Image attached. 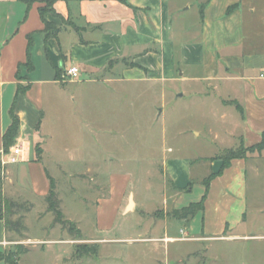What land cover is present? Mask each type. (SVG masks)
<instances>
[{"label": "crops", "instance_id": "crops-1", "mask_svg": "<svg viewBox=\"0 0 264 264\" xmlns=\"http://www.w3.org/2000/svg\"><path fill=\"white\" fill-rule=\"evenodd\" d=\"M42 5L0 0V155L13 107L20 119L15 143L22 140L27 149L19 164L2 166L0 160V207L6 201L26 203L27 218L34 209H48L54 176L46 163L61 170L65 156L62 144L41 143L38 132L48 140L62 136L63 119L75 113L86 124L85 137L96 142L112 137L114 128L99 126L104 120L100 103L105 106L138 89L161 90L164 97L169 83L182 82L191 85V105L218 107L213 117L224 124L223 135L215 132V142L205 144H219L221 151L199 157L171 154L164 159V171L180 191L178 203L197 184L204 193L208 182L202 238H217L243 225L250 179L258 188L264 180V149L232 159L224 168L218 156L239 144L255 146L264 134V12L253 5L244 8L243 0H56L57 15L46 13L43 19ZM193 8L198 20L191 27L184 17ZM70 66L79 67L78 79L64 75ZM87 93L92 94L89 109L82 98ZM193 132L197 144L202 133ZM82 147L80 157L70 161L98 165L92 153L82 156ZM108 189L99 202L100 227L111 226L116 210L126 213L131 194L132 209L138 206L129 179L112 175ZM10 232L0 220V248L14 243Z\"/></svg>", "mask_w": 264, "mask_h": 264}, {"label": "rangeland", "instance_id": "rangeland-1", "mask_svg": "<svg viewBox=\"0 0 264 264\" xmlns=\"http://www.w3.org/2000/svg\"><path fill=\"white\" fill-rule=\"evenodd\" d=\"M243 5L247 9L253 5L264 12V0H243ZM197 13L195 8L186 13L189 26L196 25ZM190 88L189 83H169L164 97L161 90L138 89L124 99L116 96L105 106L100 103L104 120L99 126L114 128L115 133L97 142L85 137L86 124L78 122L80 115L75 113L63 119L59 130L62 136L48 140L42 130L38 132L41 143L48 141L55 148L62 144L65 160L61 170L50 161L46 163L61 203L57 197L53 209L47 203V210L34 209L28 218L24 214L29 205L14 207L9 218L20 222V226L9 225V238L14 243L7 245L6 251H17L18 244H22L26 251L20 254L19 264H264L263 179L259 188L252 186L254 181L250 179L245 222L223 236L201 237L202 213L190 220L179 216L182 206L201 199L203 186L195 185L185 201L178 203L180 191L167 177L164 159L174 153L184 157L219 153V144L205 143L215 142V132L223 135L224 127L222 122L214 121L218 107L215 110L210 103L191 105ZM180 89L187 92L177 98ZM82 98L89 109L92 94ZM80 104L78 99L72 110L79 111ZM194 128L202 133L197 144L193 141ZM80 145L82 156L92 153L98 165L70 161V157H80ZM169 148L174 152H168ZM112 175L129 179L138 206L126 213L116 210L111 226L101 228L99 202L108 196ZM56 209L61 210L60 215Z\"/></svg>", "mask_w": 264, "mask_h": 264}, {"label": "trees", "instance_id": "trees-1", "mask_svg": "<svg viewBox=\"0 0 264 264\" xmlns=\"http://www.w3.org/2000/svg\"><path fill=\"white\" fill-rule=\"evenodd\" d=\"M28 4L38 1L40 3H42L43 5L40 7V14L42 16V18L44 19V16L46 13H51L53 15H57V12L54 8V4L56 0H25ZM51 24L46 23V27H49ZM57 31H59V28L54 29V34L57 33ZM28 55L30 57V54L28 52ZM29 63H31L30 59H29ZM22 88H19V90L21 91ZM18 90V92H19ZM12 114V122L9 125V127L6 129L4 136H3V143H4V150L8 151L9 148L15 143L16 138L18 136L19 133V128H20V119L19 116L15 113V109L14 107L12 108L11 111ZM243 145V144H242ZM264 149V134L262 137V140L256 144L255 146H251V147H246V146H242V148H231V149H227L225 150V152L218 156L219 158H221L223 160V168L227 167L232 159L235 158H242V157H246L247 156V152H261ZM40 145L37 144L36 145V152L37 155H40ZM51 180V188H50V192L47 196V201L49 203V207L50 209L54 208L55 203H57V195H56V191H55V182L53 178H50ZM206 185V189L205 192L202 194L201 199L198 201H194V202H190L188 205L182 206L180 208L181 210V214L179 215L181 218H187L188 220L194 218L198 213H202L204 210V201H205V197H206V192L208 189V182L205 184ZM20 205L15 204L13 202H5L4 206L0 207V220H4L5 221V225L6 228L8 230H10L9 225H14L20 226V222L16 223V222H12L9 218V215H11L12 209L14 207H18ZM177 210V211H180ZM57 212V214H61V210L60 209H56L55 210ZM14 229V228H12ZM14 231H16V229H14ZM18 250L17 251H6L4 248H0V263L4 262L5 264H19V258H20V254L25 252L26 250L23 248L22 244H18Z\"/></svg>", "mask_w": 264, "mask_h": 264}, {"label": "built area", "instance_id": "built-area-1", "mask_svg": "<svg viewBox=\"0 0 264 264\" xmlns=\"http://www.w3.org/2000/svg\"><path fill=\"white\" fill-rule=\"evenodd\" d=\"M64 75L69 79H78L80 77V69L78 66H70L65 70ZM26 146L24 141L19 140L14 143L8 151H3L0 155L2 166L15 164L25 159Z\"/></svg>", "mask_w": 264, "mask_h": 264}, {"label": "water", "instance_id": "water-1", "mask_svg": "<svg viewBox=\"0 0 264 264\" xmlns=\"http://www.w3.org/2000/svg\"><path fill=\"white\" fill-rule=\"evenodd\" d=\"M133 206H134V201H133V196H132V194H131V195H130L129 203H128L127 208H126V211L131 210V209L133 208Z\"/></svg>", "mask_w": 264, "mask_h": 264}]
</instances>
